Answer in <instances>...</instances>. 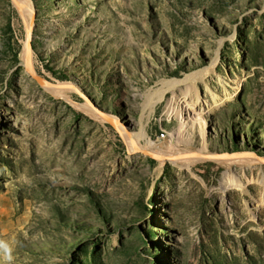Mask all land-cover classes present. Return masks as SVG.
<instances>
[{
    "label": "rangeland",
    "instance_id": "obj_1",
    "mask_svg": "<svg viewBox=\"0 0 264 264\" xmlns=\"http://www.w3.org/2000/svg\"><path fill=\"white\" fill-rule=\"evenodd\" d=\"M30 2L38 78L0 0V264H264V0Z\"/></svg>",
    "mask_w": 264,
    "mask_h": 264
},
{
    "label": "bare ground",
    "instance_id": "obj_2",
    "mask_svg": "<svg viewBox=\"0 0 264 264\" xmlns=\"http://www.w3.org/2000/svg\"><path fill=\"white\" fill-rule=\"evenodd\" d=\"M13 1L16 3L18 8L20 9V12L22 13V16L26 22V26L28 28V36H27V39L25 40L24 49H23V57H24V60L26 61V63L30 65L29 69L34 71L32 49H31L30 42H29V38L31 36L32 21L31 20L28 21V16H30L33 13V10H32L31 5H30L31 2H30V0H13ZM53 86L54 87H61V88L72 87L70 82H61V81L54 83ZM110 116H111L110 114H105L104 118L111 119ZM144 136H146V134L141 135L139 138H133L132 137L134 144L138 145L139 139L141 137H144ZM178 139H180V138H175V140H173L170 143V148L165 154L164 153L162 154V151H160V150H159L160 152L158 154L157 153H152V154H155L156 156H158L159 158H162V159H165L167 155H168V158H172L176 154V152H175V149L171 148V147H175L176 141ZM146 147L150 150L162 149L161 146L156 145L155 143H152L149 140L147 141ZM206 157L211 158V159H217V160L220 159V158H217L215 155H207V156H203L202 158H206ZM196 158H193V159H196Z\"/></svg>",
    "mask_w": 264,
    "mask_h": 264
},
{
    "label": "water",
    "instance_id": "obj_3",
    "mask_svg": "<svg viewBox=\"0 0 264 264\" xmlns=\"http://www.w3.org/2000/svg\"><path fill=\"white\" fill-rule=\"evenodd\" d=\"M26 66H27V69L29 70V73L32 76L37 77V78L39 77L36 73H34L32 70L29 69V66H30L29 64L26 63ZM149 154L156 156L155 154H152L151 152Z\"/></svg>",
    "mask_w": 264,
    "mask_h": 264
}]
</instances>
